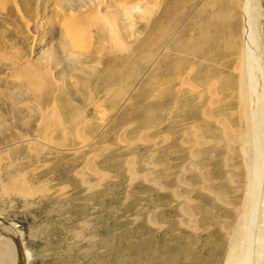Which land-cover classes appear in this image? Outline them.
<instances>
[{
  "label": "bare ground",
  "instance_id": "bare-ground-1",
  "mask_svg": "<svg viewBox=\"0 0 264 264\" xmlns=\"http://www.w3.org/2000/svg\"><path fill=\"white\" fill-rule=\"evenodd\" d=\"M8 1L0 0L2 4ZM165 2V0H153L154 7L149 2L147 5L140 2L138 7L124 2L125 5L122 10H112V13L109 12H111L113 5H109L106 11L109 14L101 15V10L99 20L94 21L91 18L88 20V16L81 15L65 19L66 22L63 24L65 23L64 28H67L66 33L69 32V36L72 34L77 39L78 43L75 45L82 43L83 39L88 40V42L91 39L92 42L91 28L96 27V32H101L103 37H109V39L107 37V41L102 42L103 44L100 43L101 40L99 41L102 47L109 45L111 52L112 49H116L122 54L128 53L133 44L126 38L135 33L132 30H126L129 22H126L124 17L127 16L132 19L134 13L137 12L139 16H142V20H147L141 29H148L150 20L155 14V6H157L156 9L161 8ZM243 2L245 4L243 12L245 13L242 21V32L239 34L236 32H185V39H181L182 34L180 32L175 33L176 35L170 41L168 40L169 42L167 41V45L166 42L164 43L166 46L160 52L157 50L159 54L157 58L155 56V62H151L153 63L151 73L138 88L135 98L132 95L127 97L128 99L124 102L125 107H123V109L125 108V115H122L120 120L118 115L100 118L99 125L91 124V121L89 122L83 113L78 112L76 105L66 94H63V91L59 96L55 93L59 91L53 92L56 84L53 85L51 82L50 86L47 82L49 73L46 74L48 72L45 70L46 68L38 69L32 66L29 61H20L22 57L15 50L9 55L0 54L4 60L9 61V64L22 66V69L27 72L26 77H24L27 78L29 84L41 86L43 84V87L44 84H47V87L49 86L47 95L50 94L48 96L51 98L53 96L54 99L58 98V101L67 99L64 103L63 101L60 103L63 111L53 113L50 110L49 113H44L42 117L44 126L40 130L38 129V133H41L43 140L48 141L46 143L62 145L60 150L67 153L65 158L72 166L71 172L85 177L88 175L84 174L88 172L96 177V182H91L88 178L83 177L89 191L100 188L110 176L111 172L107 166L115 165L118 168L125 164L126 172L131 181L135 182L138 178L143 177L159 193L165 192L169 198L167 207L160 200V202L154 203L149 214L147 207L140 208V218L144 224L142 227L145 229L149 226L153 227L155 229L154 235L153 238L144 239V241H133L131 236L127 237L126 242H123L121 251V256L124 259L123 264H177L182 258L188 261L189 252L194 250V243L200 238V234L196 232L202 227L215 236L214 250L219 258L225 248H228L226 264H264V106L261 107L263 102L253 96L254 84L259 81L257 74H262L257 58L262 42L257 28L259 11L253 12L250 9L251 4L255 3L256 0H243ZM100 5H98V10H100ZM141 18L139 17V19ZM155 28L153 30H156ZM158 28L161 29V26ZM117 30H123V33ZM150 34L152 33L150 32ZM100 36L102 39V35ZM134 38L130 41L137 42L138 38ZM78 47L73 46L70 49L72 53L69 57L75 54L73 51ZM90 47L92 46L90 45ZM2 50L3 48H1L0 53ZM153 50L151 49V51ZM226 56H229L230 59L224 62ZM76 57L78 58V56ZM149 57L148 55L145 58L148 60L152 58ZM125 58L131 62L125 79L122 80L126 82V88L122 87L114 92L110 101L112 105L117 104L122 93L128 88L129 82L136 78L143 65L142 62H137V58H133L129 54ZM75 73L77 72L70 74V77L73 74L76 75ZM122 81L118 83L120 84ZM110 82L109 80L108 84ZM113 86L116 84L114 83ZM132 101L134 102L132 103ZM250 102L253 105H250ZM245 104L249 105L247 111ZM252 112L255 116L245 128L246 116ZM124 116H128L127 121H125ZM127 123L130 124L123 126ZM99 127L106 135L112 132L118 133L116 134V136L119 135L117 138L120 137L119 140L126 143L125 146H119L124 150L123 154L124 152L129 153V156H126L125 160H118L117 157L112 156L113 154H106L105 156L103 153L96 154L93 156L94 159L87 161L81 168H77V154L80 155L81 149H89L93 144H97L94 136L98 133ZM141 130L145 133L139 134ZM54 132H59V136L55 137ZM86 132H94L95 135L88 136ZM128 132L130 136L135 135L137 138L127 139L126 134ZM149 132L152 133V138H150L151 135L146 134ZM69 134H72V139L68 138ZM35 135L37 134H32L28 139H25V134V138L20 135L21 140L16 141L7 150L5 149L6 151L0 150V160L7 158L8 154H16L12 163L17 160L19 163L23 160L25 162L34 161V158H38L41 154L34 142V140L39 142L41 139H39L40 136L38 138ZM141 144L150 150L149 156H147L151 158L148 161L151 165L147 164L149 167L151 166L148 174H140L136 168L137 150ZM47 145L50 146V144ZM69 145L71 147H67ZM103 147L102 149L107 152L110 150L105 148V145ZM23 149L25 152L21 156L18 153ZM111 152L113 153V151ZM115 153L118 154L117 151ZM241 158L247 165L245 170L239 166ZM97 162H100L101 165L97 166ZM47 164L43 165L47 167ZM21 165L23 164L21 163ZM8 169L9 167L5 172H1L6 174L4 176L9 179L7 183H3L4 189L7 191L17 192V195L19 193L20 197L23 196L29 202L49 191L48 187L45 186L46 184L34 183L23 176L16 177V173L13 170L10 171L11 168ZM154 175L155 177H153ZM73 178L75 179V177ZM1 180L3 181V179ZM201 192L202 197L200 196ZM197 200H200L199 204ZM1 224L4 225L0 217ZM0 229H2V233L5 229L17 233L11 223H8L6 227L1 226ZM179 229L188 232L177 233L176 231ZM189 233L191 234L189 235ZM1 234L0 264H18L13 258L15 255L13 239L11 241ZM187 236L194 238L195 241L187 238ZM179 241L186 242V244L181 245L183 242L180 244ZM206 241L210 243V237L206 238ZM227 243L228 245H225ZM29 255L28 252L24 253V257L22 256L21 261L19 260L20 263L26 262V256ZM194 259L193 257L191 260ZM197 260L199 259L197 258Z\"/></svg>",
  "mask_w": 264,
  "mask_h": 264
},
{
  "label": "rangeland",
  "instance_id": "rangeland-1",
  "mask_svg": "<svg viewBox=\"0 0 264 264\" xmlns=\"http://www.w3.org/2000/svg\"><path fill=\"white\" fill-rule=\"evenodd\" d=\"M9 1V3L6 2L7 4H2L0 2V50L3 48L0 54L6 53L9 55L16 51L19 53L17 54L22 57L20 61H29L32 66L38 69L46 68L45 70H48L46 74L49 73L47 78H50L49 80L47 79V82L50 86L52 83L53 85L56 84L54 86L56 88L53 92L59 91L55 92L56 95L59 96L63 91V94H66L76 105L78 112L83 113L86 119L89 120V122L91 121V124L99 125L101 121L100 118L103 119L109 115H113L114 117L118 115L119 120L122 115H125V108L123 109V107H125L124 102L130 95L135 98L138 93V88L145 79H148V74L151 73L153 68V63L151 62H155L154 59L157 58L160 50L167 45V41H170L178 33L168 32L169 23L167 22H169V8L168 0H165L166 2L161 5V8L158 7L156 9L157 6H155L156 15L154 14L152 16L149 23L150 27H147L148 29H141L145 26L147 20H142V16H139V13L133 12L135 15L132 19L127 16L124 17L125 21L129 22L126 30H132L135 33L133 36L130 35V37L127 34L128 38H126L127 36L125 35V38L133 44L132 49L128 53L125 52L122 54L121 51L116 49H112L111 52V47H108L109 45L102 47L100 43L103 44L102 42L107 41L108 36L103 37L101 32H96V27L91 28L93 43L90 41V38V43L88 40L86 41V39H83L82 43L78 44L79 47L82 48L80 49L78 45H75L78 41L71 34L72 31L68 29L71 32L70 36L69 32L66 33L67 28H64L65 23L63 24V22H66L67 19L72 18L73 16L85 15L84 17L88 16V20L91 18L95 21L100 19L101 16L99 17V15L101 10V15H108L109 13H112V10H122L126 2L132 6L134 5V7H138L140 2L147 5L148 2L150 4L153 0ZM98 5L102 7H100V10H98ZM109 5H113V7H111V12L108 13L106 11L108 10L107 7ZM151 5H153V3ZM240 5L241 0L239 5L236 7L232 6L236 10L231 16V19L234 20V29H232V32H236L237 34L242 32ZM152 7H154V5ZM224 8H226V6ZM227 8L230 9L231 6L228 5ZM250 9H252L253 12L259 11L257 28L262 43L260 51L257 53V58L262 69V74H257L259 81L254 84L255 92L253 96L255 99H259L263 102L261 106L263 107L264 0H256L255 3L251 4ZM244 13L245 12H243V14ZM139 17L141 19H139ZM167 17L168 19H166ZM160 18H164L165 20L162 19V21ZM161 23L163 25L166 24L163 26ZM152 26L153 28L157 26L155 28L156 30H153ZM159 26H161V29L158 28ZM165 26L166 29H164ZM117 31L123 33V30ZM143 31L146 32L143 33ZM150 32L152 34L154 33L153 36ZM100 35H102V39ZM134 37L138 38L137 42L130 41L133 40ZM148 37H152V40ZM145 38L147 39V42ZM84 40L89 46L84 43ZM165 42L166 45L164 44ZM72 45L78 48H74L77 51L73 49L75 51H73V53L75 54H72L73 56L71 55L72 57H69L72 53V50H70L73 48ZM90 45L92 47H90ZM151 49L153 51H151ZM157 50L159 52H157ZM82 53H85L86 56ZM128 54L133 58H137V62H142L143 65L136 78L129 82L128 88L122 93L117 104L112 105L110 101L111 97L114 96V92L119 88H126V82L122 80L125 79V74L129 70L128 67L131 65V62H128L125 58ZM148 55L152 57L149 60L148 58H145ZM76 56H78L81 61L76 60L78 59ZM142 58L145 60L143 61ZM229 59L230 57L226 56L224 62ZM212 62L214 63L215 61ZM133 63H135V61H133ZM71 71L77 72L75 73L76 75L73 74V76L70 77V74L72 75L73 73H70ZM26 75L27 72L22 69L21 65H11L8 60H4L0 56V135H2L0 136V143L3 142L0 144V150H7L8 147L13 145L16 141L25 138V136V139H28L32 134H37L35 136H38V138L40 136L39 139H41L39 142L34 140L39 153L41 152L38 158H34V161L25 162V160H23L19 163V160L16 159L17 161L12 163L16 154H8V157L5 158L6 160H0V170H2L0 171V180L3 179V181H0V217L4 224H1L0 227H6L8 223H11L13 228L17 231V233H14L5 229V233L3 232V234L1 231L2 229H0V234L2 233L1 236L7 237V239H11V241L13 239L12 243L15 248V255L13 258L18 264H21V258L22 256L24 257V253L26 252L30 253V255L28 257L26 256L27 261L23 262V264H123L124 259L121 256V251L127 237L131 236L133 241H144V239L149 240L153 238L154 235L155 229L153 227L149 226L147 229L142 227L144 224L140 218V208L147 207L149 214L154 203L160 202V200L162 204L167 207L169 198L166 196L165 192L159 193L151 183L145 181L141 176V178H138L135 182L131 181V179H129V174L126 172L127 168L125 164L118 168H116L115 165L107 166L108 170L111 172L110 176L102 183L100 188L98 187L89 191L87 185L84 183V178H88L91 182H96V177L88 172L84 174L86 176L88 175L87 177L71 172L70 168H72V166L65 158L67 153L60 150L62 149V145L58 143H46L47 140H43L41 133H38V129L40 130L44 126V122L42 121L44 113H49L50 110H52L53 113H59L60 110L63 111L61 108L62 105L60 104L63 100L58 101V98L54 99L53 96L52 98L48 96L50 94L47 95V88H49V86L47 87V84H44V87L43 84L42 86L39 84H29L27 78L25 79ZM109 80L111 82L108 84ZM115 80L116 82H114ZM120 81L122 82L119 84L118 82ZM114 83L116 86H113ZM57 86L59 87L57 88ZM110 88L112 89L110 90ZM66 100L67 99H64V101ZM133 102L134 101H132V103ZM250 105H253V103L250 102ZM248 106V104H245L246 111L248 110ZM254 116L255 114L253 112L246 116V123H244L245 128H247L248 123L252 122ZM127 118L128 116H124L125 121H127ZM128 124L130 123L124 124L123 126ZM132 128L134 127L132 126ZM141 131L139 134L145 133L144 131ZM97 132L96 135L94 132H86L88 136L95 135L94 137L97 141L95 143L97 144H93L89 149L86 148L79 151L80 155H78V153L76 157L78 162L77 168H81L87 161L94 159L93 156L96 154L100 155L103 153L104 156L106 154H113L112 156L115 158L117 157L116 159L118 160H125L129 156V153L124 152L123 154L124 150L120 146H125L126 143L122 140L120 141V137L117 138L119 135L116 136V134L118 133L112 132L109 135H106L100 127ZM146 134L149 136L151 135L150 138H152L151 132ZM20 135L22 138H20ZM126 135L127 139L137 138L135 135L130 136L129 132ZM54 136H59V132H54ZM12 137L14 140L10 139ZM101 137L102 139H100ZM68 138L72 139V134H69ZM47 144H50V146ZM104 145L105 148L110 149L108 152L102 149L104 148ZM67 147H71V145ZM111 151H113V153ZM116 151L118 154L115 153ZM24 152L25 149L21 150L18 154L23 156ZM93 152L97 153L94 154ZM137 153L136 168L139 171L138 173H150L151 166L149 167V165H151V163L148 161L151 160V158L147 157L149 156L150 150H148L145 145L142 146L141 144ZM89 157L91 158L89 159ZM148 163L149 165H147ZM43 164H47L48 168ZM100 165V162H97V166ZM239 166L242 170L247 169V165L244 164L242 158L239 160ZM8 167L9 169L11 168L10 171L13 170L16 173V177L23 176L25 179L28 178L27 180H32L34 183L46 184L45 186L48 187L49 191L43 196L41 195L31 199L30 202L26 201V198L23 196L20 197L21 195H19V193L17 195V192L14 193L13 191H7L4 189L3 183H7L9 179L4 176L6 174L1 172H5ZM73 177H75V179ZM153 177H155V175ZM200 196L202 197V192ZM197 203L199 204L200 200H197ZM183 230L184 229H179V231L176 232H188ZM196 233L200 234V238L197 241H195L194 238L187 236V238L195 241L194 250L188 254V261L182 258L177 264H226L228 248H225V251L222 252L219 258L215 254V236H213L212 232H208L202 227ZM190 234L191 233H189V235ZM208 237H210V243H207L206 241V238ZM179 242L181 244L183 241ZM228 243L225 245H228ZM184 244H186V242H183L181 245ZM193 257L195 259L191 260ZM197 258L199 260H197Z\"/></svg>",
  "mask_w": 264,
  "mask_h": 264
},
{
  "label": "crops",
  "instance_id": "crops-1",
  "mask_svg": "<svg viewBox=\"0 0 264 264\" xmlns=\"http://www.w3.org/2000/svg\"><path fill=\"white\" fill-rule=\"evenodd\" d=\"M239 4L240 0H168V32H180L181 39L186 38L185 32H232L234 20L231 16L236 11L232 6ZM243 8L244 2L241 0V21L244 18Z\"/></svg>",
  "mask_w": 264,
  "mask_h": 264
}]
</instances>
